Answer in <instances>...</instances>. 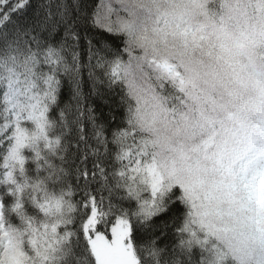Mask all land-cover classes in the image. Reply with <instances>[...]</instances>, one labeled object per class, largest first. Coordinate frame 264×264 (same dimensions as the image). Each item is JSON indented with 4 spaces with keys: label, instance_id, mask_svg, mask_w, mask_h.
<instances>
[{
    "label": "snow or ice",
    "instance_id": "obj_1",
    "mask_svg": "<svg viewBox=\"0 0 264 264\" xmlns=\"http://www.w3.org/2000/svg\"><path fill=\"white\" fill-rule=\"evenodd\" d=\"M120 2L0 0V264H224L230 191L193 216L120 138Z\"/></svg>",
    "mask_w": 264,
    "mask_h": 264
},
{
    "label": "trees",
    "instance_id": "obj_2",
    "mask_svg": "<svg viewBox=\"0 0 264 264\" xmlns=\"http://www.w3.org/2000/svg\"><path fill=\"white\" fill-rule=\"evenodd\" d=\"M150 1L151 9L156 10L153 0H121L115 17L116 31L122 41L112 67L122 125L119 135L124 144L130 145L138 170L148 173L151 164L160 169L165 157H174L177 152H189L195 158H214L213 148L205 146L209 138H215L214 141L230 138L218 147L217 158L221 160L212 162L211 170L225 158L228 161L242 158L230 153L229 147L240 133L232 130V125L236 124L239 112L252 103L264 113V77L254 87L235 82L232 69L222 56L221 50L225 49L220 38L224 36L227 41L228 37L232 44L246 42V48L249 46L251 50L249 58L264 75V14L255 9L256 3L261 6L260 0L255 4L254 0H195L189 20L197 37L201 35L202 39L189 43L183 52L185 33L166 30L169 39H160L161 43L157 44L148 41L147 31L140 33L147 25L152 35L155 30L160 33L157 17L146 8ZM260 23L263 24L257 32ZM162 59L169 60L181 78L161 70L156 62ZM232 71L246 76L237 65ZM225 130L234 132V136ZM203 147L209 155L202 152ZM184 177L183 174L167 176L162 171L161 186L180 185L190 197L185 207L197 216L200 209L184 187ZM216 244L224 264H244L231 253L220 231H216Z\"/></svg>",
    "mask_w": 264,
    "mask_h": 264
},
{
    "label": "rangeland",
    "instance_id": "obj_3",
    "mask_svg": "<svg viewBox=\"0 0 264 264\" xmlns=\"http://www.w3.org/2000/svg\"><path fill=\"white\" fill-rule=\"evenodd\" d=\"M153 1L156 10L151 9L152 1L150 5H146V8H150L153 17H157L155 22L160 33L157 34L153 25L154 35L149 32L148 25L147 28L140 30L141 34L147 31L146 35L150 43L157 44L161 43L160 39H169L166 30L186 34L187 39L183 40L181 46L182 52L189 43L202 39L201 35L197 37L196 30L189 20L196 6L195 0H175L176 3L172 0ZM255 2L256 0L254 4ZM260 2L261 6L256 3L254 8L264 14V0ZM262 19L264 21V17ZM263 23L259 24L257 32H260ZM231 42L228 37L227 41L224 36L220 38V43L225 49L221 50L222 56L232 70L237 65L246 73V76L241 77L237 71L231 70L235 82L256 86L264 75L256 69L254 60L249 58L251 56L249 46L246 48V42L243 44L242 41L241 45ZM216 58L219 60L220 57ZM166 59L157 61L156 65L161 70L181 78L174 65ZM249 67L252 69L249 70ZM173 71H176V74ZM262 122H264V113L259 112L258 107L253 103L251 107L239 112L232 130L240 133L235 139V144L229 148L231 154L242 158H231L229 161L225 158L216 169L211 170V165L213 166L212 162L221 160L217 158L218 147L229 141V137L225 141H214L215 138H209L205 142V146L213 148L211 153H215L214 158H195L191 157L189 152H177L174 157H165L167 159L161 164L160 169L154 164L148 167V175L159 185L162 181V171L167 176L183 174L184 187L199 206L200 213L208 209L209 196L213 189L230 191L231 203L225 207L223 215L212 217L215 221L213 228L223 234L231 253L244 264H264V125ZM225 132L234 136V132L230 130ZM216 134L221 135L219 132ZM166 138H168L167 134ZM206 150L207 148H202V152L209 155ZM236 221L239 223H235Z\"/></svg>",
    "mask_w": 264,
    "mask_h": 264
}]
</instances>
